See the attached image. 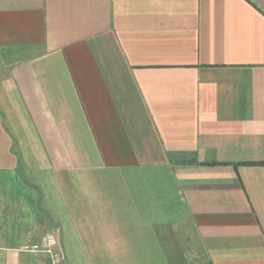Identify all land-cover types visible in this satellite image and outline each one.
Here are the masks:
<instances>
[{"label": "crops", "instance_id": "1", "mask_svg": "<svg viewBox=\"0 0 264 264\" xmlns=\"http://www.w3.org/2000/svg\"><path fill=\"white\" fill-rule=\"evenodd\" d=\"M263 162L264 0H0V264H264Z\"/></svg>", "mask_w": 264, "mask_h": 264}, {"label": "built area", "instance_id": "2", "mask_svg": "<svg viewBox=\"0 0 264 264\" xmlns=\"http://www.w3.org/2000/svg\"><path fill=\"white\" fill-rule=\"evenodd\" d=\"M59 244L58 237L55 233L49 232L45 235L43 247L40 244H34L31 246V249L33 250H40L41 248H44L48 252L53 253L55 256V260H60V254L58 252H54V248H56ZM29 248V247H26Z\"/></svg>", "mask_w": 264, "mask_h": 264}, {"label": "rangeland", "instance_id": "3", "mask_svg": "<svg viewBox=\"0 0 264 264\" xmlns=\"http://www.w3.org/2000/svg\"><path fill=\"white\" fill-rule=\"evenodd\" d=\"M49 232H52V233H55V228H50L49 230H48V232L47 233H49ZM206 264L205 262H203L202 260H200V259H198V260H195V264Z\"/></svg>", "mask_w": 264, "mask_h": 264}, {"label": "trees", "instance_id": "4", "mask_svg": "<svg viewBox=\"0 0 264 264\" xmlns=\"http://www.w3.org/2000/svg\"><path fill=\"white\" fill-rule=\"evenodd\" d=\"M195 163V162H194ZM263 164H264V162H263Z\"/></svg>", "mask_w": 264, "mask_h": 264}]
</instances>
